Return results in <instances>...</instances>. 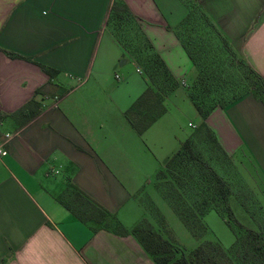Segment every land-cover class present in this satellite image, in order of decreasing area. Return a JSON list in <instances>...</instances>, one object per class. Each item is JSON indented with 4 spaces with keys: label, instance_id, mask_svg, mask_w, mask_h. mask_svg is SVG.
Returning a JSON list of instances; mask_svg holds the SVG:
<instances>
[{
    "label": "crops",
    "instance_id": "1",
    "mask_svg": "<svg viewBox=\"0 0 264 264\" xmlns=\"http://www.w3.org/2000/svg\"><path fill=\"white\" fill-rule=\"evenodd\" d=\"M114 1L0 0V47L29 57L0 49V135L12 133L0 156V264H155L131 234L93 230L59 200L73 182L131 226L147 211L139 193L193 132L185 117L198 118L187 122L194 128L202 120L187 93L196 69L176 32L187 0H123L178 81L151 124L131 125L125 110L148 79L107 25ZM189 1L264 78V0ZM32 97L39 113L16 125L9 113ZM205 122L264 177L259 98L216 105Z\"/></svg>",
    "mask_w": 264,
    "mask_h": 264
},
{
    "label": "trees",
    "instance_id": "2",
    "mask_svg": "<svg viewBox=\"0 0 264 264\" xmlns=\"http://www.w3.org/2000/svg\"><path fill=\"white\" fill-rule=\"evenodd\" d=\"M187 2L188 13L177 26L176 32L196 69L195 79L187 93L202 120L157 170L155 183L194 235L202 234L205 229L203 216L214 209L233 229V242L225 247L218 240H202L184 252L162 235L166 225L158 208L147 205L149 216H142L127 227L113 212L73 182H67L66 186L69 184L75 189V197L79 200L76 206L80 208H74L62 195L59 200L79 220L91 223L93 230L103 227L117 234H131L155 264H264V230L245 226L234 217L229 203L233 187L226 172V166L232 162V158L205 122V117L214 106L223 107L247 92L264 104V78L245 59L235 54L226 38L197 4L189 0ZM192 18L203 19L202 24H192ZM107 25L142 66L148 79V86L125 110L131 125L141 133L165 110L164 98L177 86L178 81L123 0H115L111 5ZM208 26L212 33L207 31ZM205 40L214 41L216 49L211 45L204 46ZM0 49L11 57L29 59L14 51ZM216 57L221 58L215 60ZM38 64L50 77L58 72L53 67ZM42 91L43 87L35 89V93ZM39 111L40 103L32 97L9 115L19 119L20 126ZM5 115L7 113L0 112V120ZM240 201L252 214L253 210H249L252 209L249 206L253 205L246 203L242 196ZM258 207L264 213V201ZM155 216H158L159 223Z\"/></svg>",
    "mask_w": 264,
    "mask_h": 264
},
{
    "label": "rangeland",
    "instance_id": "3",
    "mask_svg": "<svg viewBox=\"0 0 264 264\" xmlns=\"http://www.w3.org/2000/svg\"><path fill=\"white\" fill-rule=\"evenodd\" d=\"M202 20L203 19L200 18H192L190 22L194 25H199L202 24ZM204 24H206V22ZM200 26L202 27V25ZM207 31L212 33L209 26L207 27ZM205 45H211L215 49L217 47L215 42L212 40H205L204 46ZM225 57L228 56H223V58ZM220 58L221 57H216L215 60ZM233 58L236 59V57ZM194 79L195 76L188 87L193 84ZM185 118V128L188 133H190L194 130V127L187 125L188 120L197 123L198 118H194L192 116ZM14 120L16 125H18L19 119L14 118ZM4 128H6L5 124L1 126L2 130ZM241 155V151L235 153L233 157H231L232 162H228L229 164L226 166L228 168L226 169L227 175L230 176L227 178H229L233 187L232 194L229 198L230 207L234 217L240 223L245 226L262 228L264 230V213L260 212L261 209L258 207L259 203L264 201V177H261V172L257 167H255L247 158H241ZM56 177H62V175L58 174ZM151 181L152 182L146 184L143 188V191L139 193V198L143 201L145 208L147 205H149L150 208H158L159 212L164 218V224L166 225V228L162 230V235L172 243L178 245L181 250L187 252L194 248L202 240H218L225 247L229 246L233 242L235 238L233 229L214 209H210L203 216L205 229L202 234L200 236L194 235L191 230L182 222L178 214L170 205L169 201L162 195L160 189L155 183V177H151ZM75 193V189L68 184L63 189L61 195L66 202L70 203V205L77 209V207L80 208V206H76L78 205L79 200L76 199ZM241 196L246 203L253 205L249 206L252 208L249 210H253L252 214L242 205L240 201ZM147 211H145L142 216H149ZM155 219L159 223L158 216H155Z\"/></svg>",
    "mask_w": 264,
    "mask_h": 264
},
{
    "label": "built area",
    "instance_id": "4",
    "mask_svg": "<svg viewBox=\"0 0 264 264\" xmlns=\"http://www.w3.org/2000/svg\"><path fill=\"white\" fill-rule=\"evenodd\" d=\"M12 133L6 131L0 135V156L7 153L6 145L11 138Z\"/></svg>",
    "mask_w": 264,
    "mask_h": 264
}]
</instances>
